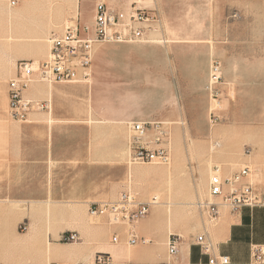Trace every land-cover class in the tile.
I'll use <instances>...</instances> for the list:
<instances>
[{
  "label": "crops",
  "instance_id": "crops-1",
  "mask_svg": "<svg viewBox=\"0 0 264 264\" xmlns=\"http://www.w3.org/2000/svg\"><path fill=\"white\" fill-rule=\"evenodd\" d=\"M236 1L241 0H154L163 23L162 35L167 41L96 45L90 83L67 86L68 90L63 87L58 94H49L42 82L33 83L25 94L49 101L50 110L31 111L25 121L10 115L8 89L3 90L0 93V167L8 168L4 174L0 170V197L24 199L14 202L45 198L30 202L46 203L49 208V201L50 207L54 202L52 196H68L51 187V181L48 186L45 184L50 177V164L59 152L57 131L52 123L48 122V126L45 122L47 113H51L48 117L54 115L58 121L71 122L65 126L68 134L101 132L103 126L86 125L89 123L186 118L195 133L206 135L211 120V99L207 89L210 66L213 59L222 61L227 56L226 44L220 39L224 36L220 23L222 15ZM115 6L125 9L122 5ZM81 21L91 23L92 19L85 21L81 16ZM152 32L149 31L148 37ZM223 77L225 83L233 82L244 95H250L258 84L255 65H223ZM131 88L134 99L130 97ZM243 99L251 100L250 97ZM238 117L246 123H264V112L249 104L238 112ZM19 122L24 124L18 125ZM253 209L244 207L231 216L224 215L222 230L216 234V239L211 238L216 244L215 251L228 255L230 264H249L250 244L264 243V237H259L255 231ZM73 210L80 213L78 208ZM73 210H52L62 215L59 216L62 221L54 219L58 225L51 232H44L41 227L29 231L25 246H20L29 249L25 257L28 264H45L46 261L48 264L51 261L97 264L95 258L99 252L109 255L108 264H157L162 261L160 257L165 244L161 238L158 237L156 247L138 242L129 248V257H123L130 245L124 229L108 227L111 225L104 222L93 224L83 214L72 220ZM70 222H76L78 229H57ZM66 231H78L80 239L73 243L61 242L60 237ZM115 231L120 238L117 243L110 240V233ZM139 237L145 238L144 235ZM46 240L52 244L50 261ZM81 240L83 242H79ZM187 249L185 257H178L176 264H208V255L201 251L195 240L188 243ZM155 250L160 254L157 255ZM115 253L121 258L116 259Z\"/></svg>",
  "mask_w": 264,
  "mask_h": 264
},
{
  "label": "rangeland",
  "instance_id": "rangeland-1",
  "mask_svg": "<svg viewBox=\"0 0 264 264\" xmlns=\"http://www.w3.org/2000/svg\"><path fill=\"white\" fill-rule=\"evenodd\" d=\"M28 1L21 0L16 7H10L8 0H1V4L5 11L15 13L23 11ZM117 1L115 5H122L127 10L125 0ZM98 2H106L110 5L109 0H83L82 8L85 13L78 18L81 20V16H87ZM50 7L49 10H46L43 5H38L29 14L35 19H42L45 14H48L51 19L46 31L41 33V39L38 42L23 41L8 45L6 40L0 39V93L8 89L7 83L15 74L17 60H35L38 56L36 61H43L49 53V36L54 32L62 33L67 24L76 22L72 3L64 6L65 11L62 18L58 16L61 6L54 3ZM1 20L0 16V24ZM220 26L224 33L220 39L225 42L227 52L225 60L219 59L222 65H255L258 84L250 95H244L236 85L234 90L231 82H224L221 86L220 105L218 106L210 98V108L219 107L220 109L215 110L218 119L210 120L209 132L206 135L195 133L186 118L163 119L164 126L169 130L170 135V163H130L128 145L131 133L127 123L132 120L119 124L89 123L86 125L103 126L100 128L101 132L90 135L68 134L65 133L67 131L65 126L71 125V122L58 121L54 115L48 117V114L51 115V113H47L45 122L48 126L50 125L48 122L52 123V127L57 131L59 152L57 158L53 159L54 162L50 164V177L45 184L48 186L51 181V187L68 195L66 197L63 195L61 197L52 196L51 200L54 201L51 205L52 210L69 211L78 208L80 213L73 210L70 214L72 220L78 219V216L83 214L85 219L93 224L101 225L100 223L104 222L110 225L108 218L89 215L87 205L89 201L117 199L126 186L135 191L138 199L142 202H149L150 197L147 194L151 196L155 192L160 195L161 201L171 200L174 202L171 207L177 216L173 224L176 233L174 235L179 233L178 230L183 231L187 235V242L190 243L204 231H207L211 238L216 239V234L223 228L221 225L223 216H231L236 212L224 206L221 197L213 198L211 200L220 203V216L216 221L210 222L204 211L198 206L200 201L210 199L208 183L215 166L219 167V173L223 178H230L234 173L249 167L250 175L243 181L250 182L258 193L264 194V123H246L238 117V112L243 111L247 104L254 106L257 111L264 112V0L236 1L222 15ZM162 37L157 31L151 34V38L154 39L159 40ZM41 84L47 89L51 88L53 94H58V91L63 90V87L68 90L67 86L76 85L43 82ZM25 96L32 98L26 94ZM246 97L251 98L250 102L244 101L243 98ZM36 100L41 101L37 98ZM22 124L24 123H18V125ZM131 165L143 169L145 173L142 180L137 179L135 175L134 177L132 175L133 178L130 176ZM7 168L1 166V174L7 172ZM153 168L166 172L170 170L172 172L171 182L160 177L155 179L153 175L148 176V171ZM34 184L44 185V183ZM15 200L24 199L0 197V263L2 264H28L25 257L29 249L12 245L4 235L6 232L11 235L18 232L25 235L34 227L36 229L41 227L44 228V232H51L54 226L58 225L54 221L55 216H62L52 212L50 204L47 208L46 203L30 202L33 200L44 201L45 198L25 199L28 202H14ZM153 205L151 204L149 213L140 220L151 218L148 221L149 224L147 222V225L139 230L134 228L138 235H144L146 239L149 236L148 232L158 228L157 224L167 217V207L158 205L156 217L152 219ZM45 208L48 209L46 216L43 215ZM256 208L259 207H255L252 211L256 218L255 231L259 237H264V209ZM38 215L41 217H37ZM31 224L33 225L31 226ZM25 225L29 226L27 230L22 229ZM112 226H118L124 230L132 228L131 225L125 223L108 227ZM65 227L78 229L79 226L76 222H70L57 229L61 230ZM166 235L167 227L165 226L159 230L157 236H152V246L156 247L158 237L165 241ZM112 237L111 232L110 240ZM79 242H83V240ZM254 244L264 243H251L250 255ZM155 253L160 254L157 250ZM178 257H181L180 254L177 257H171L168 254L166 241L160 259L175 264ZM45 264H48V261Z\"/></svg>",
  "mask_w": 264,
  "mask_h": 264
},
{
  "label": "built area",
  "instance_id": "built-area-1",
  "mask_svg": "<svg viewBox=\"0 0 264 264\" xmlns=\"http://www.w3.org/2000/svg\"><path fill=\"white\" fill-rule=\"evenodd\" d=\"M143 0H132L129 8L123 9L98 2L95 5L94 19L91 23H82L77 17L76 22L66 25L62 33H52L48 38V56L39 62L33 59H19L16 62L15 74L8 80V105L10 115L17 120H27L28 114L34 110H50L49 101L36 100L25 96V91L36 82L43 83H89L91 64L95 46L102 43H135L157 42L148 37L149 31H157L162 35L163 23L156 5L146 6ZM21 0H8L10 7H16ZM165 42V38L160 39ZM224 83L223 65L218 58L211 62L207 89L213 102L220 105L221 86ZM210 108V118L218 119L215 110ZM131 133L129 138L128 158L130 163H161L171 162L170 135L161 120H132L127 123ZM218 166L209 178L208 194L210 199L200 201L198 206L204 211L210 222L220 216L219 202L211 200L221 197L224 206L232 211L244 207H264V194L258 193L248 181H243L250 175V168L245 167L234 173L230 178H223ZM154 201L142 202L137 193L129 186L121 191L117 199L91 201L88 212L91 217H106L109 223L113 220L124 221L132 228L124 230L127 241L131 245L138 242L147 243L146 238L139 237L133 226L149 213ZM29 226L22 227L27 230ZM78 232H63L60 241L77 242ZM119 233L114 232L112 242L119 241ZM195 243L201 251L208 255V264H230L228 255L215 251L216 244L207 231L195 237ZM180 237L170 234L167 240V251L171 257L179 252ZM97 264H108L109 255L97 253ZM2 264V263H0ZM49 264H60L51 261ZM157 264H170L161 261ZM176 264V263H175ZM249 264H264V244H254L251 248Z\"/></svg>",
  "mask_w": 264,
  "mask_h": 264
},
{
  "label": "bare ground",
  "instance_id": "bare-ground-1",
  "mask_svg": "<svg viewBox=\"0 0 264 264\" xmlns=\"http://www.w3.org/2000/svg\"><path fill=\"white\" fill-rule=\"evenodd\" d=\"M82 1L83 0H29L26 3L23 11H17L15 13H9L3 9L2 4H1V0H0V16L2 18L1 24H0V31H1L0 32V39L6 40L8 45L13 44V42H23V41L38 42L41 39V33L46 31L47 25L51 22V19L49 18L48 14H45L44 18H42V19H35L33 17H30L29 14H31L33 12V9L35 7H37L38 5H43L46 10H49V8H51L50 6L53 5L54 3H56L59 6H61L60 7L61 11L59 12L58 16L60 18H62L63 12L65 11L64 6L72 3L73 10H74V17H76V19H77V17H79L80 15L85 13L84 9L82 8ZM109 1H110V5H112V6H114L118 2L117 0H109ZM125 1H126L127 9H128L132 0H125ZM142 2L146 6H153V4H154V0H143ZM94 13H95V7L92 9V12L87 14V16H83L84 20L85 21H89V19L93 20L94 19ZM67 25H69V24H67ZM157 42H161L160 39L159 40L157 39ZM31 46H34V45L31 44ZM38 58L39 57L36 56L35 62H39V61H36ZM7 65H9V64H7ZM231 83H232L233 89H234L235 84L233 82H231ZM133 88H136V87L133 86ZM51 90H52L51 88L48 89L49 94L51 93ZM234 90H233V92H234ZM130 91H131L130 97L134 99L135 98V94L133 93L134 90L131 88ZM50 121L52 122V118ZM144 173L145 172H143V169L140 167H133L131 165V167L129 169L130 176L132 177V175H133V177H134V175H135L137 177V179H139V180H142ZM147 174H148V176H152V175L155 176V179L157 177H160L167 182H171L172 172L170 170H167V172H166L165 170H161V169L158 170V169L153 168V169L149 170ZM144 189L147 190V188H144ZM149 193H151V192H149ZM147 195H148V197H150L149 202L155 200V202H154L155 204L152 206V215H151L152 219H154L156 217L158 205H165V207H167V217L165 218V220H162V221H160L159 224H157L158 228L153 229L152 231L148 232L147 235H149V236L147 237L146 241H147V243H151L152 242L151 241L152 236L157 235L159 233V230L163 229L166 226L167 227V235H166V238L164 241V243L166 244V241H167L169 235L175 233L173 224H174V221H175L177 216L173 213L172 208H171L172 205L174 204V202H172L171 200H167L166 202L161 201L160 195L158 193H155V192L151 196H149L150 194H147ZM49 204H50V201H49ZM43 212L45 213L43 215L46 216L48 209H45V211H43ZM37 217H41V216L38 215ZM54 219H56L57 221H62L61 219H59V216H55ZM140 220L135 223L136 225H134L133 228L139 230L142 227L147 225V223H144V220H146V219H144L142 221H140ZM149 220H151V218H149L148 221ZM113 221H114V224H112V222H110V225H118V224L123 225L124 223L126 224V222L120 221V220H117V221L113 220ZM148 224H149V222H148ZM32 225L33 224H31V226ZM178 231H179V233H177V235L180 236V247H179L178 254H180L181 257H185L186 252L188 250L187 249V247H188L187 235L183 231H180V230H178ZM29 233L30 232H27L25 235H22L18 232V233L11 235V234L6 232L4 235L7 239L10 240V243L12 245H14L15 247H20L23 245L25 246L26 239H27V236ZM156 242H158V241H156ZM46 245H47V250H46L47 257L49 260H51L50 254H51L52 244L49 240H47ZM108 245H112V244L109 243ZM128 246H129L128 248L126 247L128 250L126 252H124L125 254L123 257H129V255H130L129 248H131L132 245L130 244ZM114 255H115L116 259L121 258V256L117 255L116 253Z\"/></svg>",
  "mask_w": 264,
  "mask_h": 264
}]
</instances>
